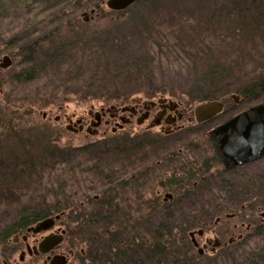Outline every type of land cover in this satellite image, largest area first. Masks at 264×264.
<instances>
[{"label": "rangeland", "instance_id": "374dc122", "mask_svg": "<svg viewBox=\"0 0 264 264\" xmlns=\"http://www.w3.org/2000/svg\"><path fill=\"white\" fill-rule=\"evenodd\" d=\"M105 1L0 0V34L4 38L0 40V59L8 55L11 60L10 66L0 68V230L17 221L20 215L38 211H43L46 217L58 214L53 209L51 182L54 176H50L38 166L33 155H40L49 145L79 147L111 136L136 138L139 134L145 133L147 140L155 146L147 149L146 143H131L125 155L111 154L113 157L105 163L109 168L105 167L103 170L111 172L113 179L126 178L131 185L116 192L113 207L109 213H104V215L109 214L106 215V221H110V224L115 226L119 221L121 223L131 217L132 221L126 223L128 227L135 228L140 236H146L147 221L154 218L151 213L155 210L159 211L163 206L176 207L177 212L172 217L174 226L177 229H186V233L195 232L197 248L203 249L202 245L207 244L203 261L229 263L234 257L233 249L224 250L225 247H222L216 250L217 252H211L212 241L216 238L224 243L233 239L236 242V237L244 232L247 222L259 220V214L264 210V198L256 199L253 207L245 208L233 219H228L225 213L230 211V207H227L223 200L221 205L213 204L216 200L215 197L211 198L210 189L206 186L208 183L201 188L181 185L182 188L178 189L176 186H169L170 182L168 181V184L163 180L165 176L159 175L166 170L165 166L172 165L171 162L166 161L167 153L181 148L186 154L184 158L188 159L191 150L184 148L190 144L194 158L201 160L209 154L208 151L204 147L196 149L192 144H195L201 135L207 134L206 126L211 129L214 124L228 116L261 102L243 103L242 99L234 94H229L226 98L211 99L224 104V115L221 113L216 115L211 125L202 126L203 131L196 130L199 126L187 121L182 129L170 136H165L158 126L150 127V119L138 123L133 118L130 123L122 127L115 123H111L107 128L101 125L94 135L86 133L85 130L75 133L66 129V126H69L67 117L72 114L76 117L83 116L89 121L90 108L98 111L100 107L107 108L110 105L118 104L119 107L130 105L132 99L139 97L141 103L154 102L162 97L180 101L170 91L148 95L137 94L127 99L114 96L109 89H105L102 96L97 90H93V94L100 97L83 96L75 92H58L57 106L46 104L34 110L32 103L34 105L36 101L46 99L48 94L42 93L43 85L51 80L60 78L73 84L86 82L91 75H96L95 79L98 80L97 75L102 74L104 75L102 82L109 85L112 83L110 74L115 70L116 65L120 63L139 65L142 62L140 55L144 54L142 49L145 43V40L141 39L142 26L150 16H153L158 4L173 13V25L181 28L185 39L183 43L186 46L191 49L199 46L206 51L205 53L209 52V57L202 62L204 66L213 60L218 63L212 65L218 66L223 61L232 59L238 60L241 63L240 68L244 66L247 74L262 71L264 70V29H257V24L254 26L252 24L257 23L255 20L258 18L264 19V0H142L138 5L121 11L109 10ZM27 24L29 26H26ZM29 29L35 35L45 34L53 37L52 39L47 37L43 53L51 54L58 49L63 55L55 58L29 82L10 81V75L17 72L14 57L16 45L20 43L17 38L26 34L31 35ZM13 38L16 42L12 41ZM251 46L256 49H251ZM247 51L251 55H247ZM202 72L197 71L196 76L192 74L188 77L187 68L180 70L176 65L166 76V82L174 86L186 84L189 87L192 80L202 76ZM236 81L241 83L239 80ZM211 100L189 103L184 99L180 101V111L192 112L197 104ZM43 112L46 113L45 117L42 115ZM56 117H59V120L55 121ZM74 119L75 117L72 120ZM90 128L93 131V127ZM200 142H208L207 137L204 136ZM158 160L162 166L158 165ZM133 174H139L137 180L141 177L139 184L133 185ZM240 174L241 180L233 184L238 191H241L240 193L237 191L238 195H236L239 202L246 199L254 200L255 197L250 198V193L255 188H258L259 197L260 194H264V181L261 178L264 176V158L258 159L251 167L242 168ZM246 174L249 176L245 177ZM255 175H259L257 183H254L255 177L251 181V177ZM85 178L84 175H79L76 177L77 181L67 183L65 192L69 194L59 197L61 211L65 208H75L80 198L76 196L71 198L70 193L72 189L76 191L79 185L84 184ZM179 190L192 193L188 194V197L193 200H191L193 208L183 201L188 197L183 200L180 198ZM246 196L249 198H245ZM154 205L158 208L156 209ZM96 208L88 206V211ZM64 211L58 224H62L65 218H71L73 214L71 211ZM241 221H244L243 226ZM151 223L153 225L154 221L152 220ZM234 224H237L235 228ZM96 226L103 227L98 223L94 229H97ZM91 230L93 231V228L88 229ZM198 230H201L202 234H197ZM188 238L192 243L189 235ZM74 240L76 244H81L82 236L75 234ZM99 244L98 249L104 254V246L101 242H98ZM78 249L80 247L77 244L76 250ZM12 251L9 254L6 248L2 253L6 254L13 264H29L27 258L23 263H19V250ZM213 253L215 256L212 255Z\"/></svg>", "mask_w": 264, "mask_h": 264}, {"label": "trees", "instance_id": "16d2710c", "mask_svg": "<svg viewBox=\"0 0 264 264\" xmlns=\"http://www.w3.org/2000/svg\"><path fill=\"white\" fill-rule=\"evenodd\" d=\"M141 1L138 0L127 8L138 5ZM171 13L169 9L158 4L155 13L152 14L153 16H150L143 23L141 39L145 40L142 49L144 54L140 55L142 62L139 65L134 66V64L126 63L116 65L115 70L110 74L112 83L109 85L102 82L104 78L102 74L97 75L98 80L95 79L96 75H91L86 82H75L73 84L60 78L51 80L43 85L44 90L42 93L48 94L46 99L34 101L32 108L36 110L46 104L57 106L56 98L58 92H75L83 96L100 97L105 89L112 90L114 96L124 99L137 94L148 95L170 91L175 98L180 99V101L186 99L189 103L191 101L226 98L229 94L238 95L243 103L264 102V70L254 74H247L244 71V66L240 68L241 63L232 59H227L218 66L212 65V63L217 62L213 60L204 66L202 62L203 60L205 62L209 57V52L205 53L206 51L200 49L199 46L191 49L183 43L185 42V39H183L184 34H182L181 28L173 25L174 19L173 13ZM255 21L257 23H253L252 26L257 24V29H264V19L258 18ZM26 26H29V24ZM241 28L242 30L244 29L243 27ZM47 37L48 39L53 38L51 35H35L33 32L31 35L26 34L17 38L20 41L16 45V52L14 53L17 72L10 75V81L29 82L35 79L39 72L53 62L55 58L61 54L63 55L58 49L51 54L43 53ZM1 39L4 38L0 34ZM12 41L16 42L14 38ZM251 49L256 48L251 46ZM247 55H251V53L247 51ZM176 65L180 70L187 68L188 77L195 73L198 74L197 71H203L202 76L192 80V84L189 87L186 84L174 86L166 82V76L171 68ZM236 80L241 81V83ZM93 90H97L101 95H94ZM132 138L129 136L123 138L111 136L97 140L91 145L79 147L49 145L40 155H33L34 161L36 159L38 162V166L47 171L50 176H54L51 182L54 212L59 213L61 211L59 197L68 193L65 192L67 183L77 181V176H87L83 183H89L92 175H102L101 168L108 167L105 163L113 157L111 154L121 156L123 153L125 155L129 151L128 147L131 143H146L147 149L152 148L153 145L155 146L154 143L147 140L148 137L145 133ZM118 143L123 145L119 146L117 145ZM97 145L100 146L98 147ZM108 173L112 174L111 172ZM170 185L176 186L178 189L182 188L181 186L179 187L177 182H170ZM182 185L190 188L208 186L212 194L211 198L215 197L216 201L213 203L216 204L215 206L221 205V200L224 201V198L230 200L238 199L234 195L232 196L231 192L234 186L229 183L211 181L199 182L193 185L191 182H186ZM83 193L84 189L79 185L76 191L72 189L70 194L71 198L74 196L78 198V195L80 198ZM225 193L226 195L224 196ZM178 194L183 200V198L188 197L192 193L179 190ZM188 198L183 201L188 203L190 207L192 205L193 208L192 199ZM217 199L220 201L218 202ZM75 206L77 207L79 204ZM154 207L158 208L156 205ZM93 210L88 211V209H85L83 212L72 214L70 225H72L73 233L70 234L73 237L75 234L82 236L81 244H77L84 246L86 257L94 260L98 255H101L99 257L104 264H264V224L261 227L247 231L241 239L225 246L224 250L233 249L234 257L231 262L213 261L215 263H211L210 261V263H206L203 261L205 255L198 254L194 249L186 229H177L174 226L172 217L177 212L176 207L163 206L159 211L156 212L155 210L154 213H151L154 215V218L152 217L154 224H150L152 222L150 219L147 221L148 232L146 236H140L135 228L128 227L126 223L132 221L131 217L112 226L110 221H106V215L109 214L104 215L101 211L95 212ZM46 216L43 211L20 215L17 221L0 230V264H11L6 254L2 253L8 246L6 243L7 238L17 228H23L26 223H31ZM117 216L120 217L119 215ZM98 223L102 224L103 227L99 228L96 226L97 229H94ZM92 228L93 231H88V229ZM98 242L103 244V253L105 255L98 249L100 247ZM212 255L215 256L214 253Z\"/></svg>", "mask_w": 264, "mask_h": 264}, {"label": "flooded vegetation", "instance_id": "af4514ba", "mask_svg": "<svg viewBox=\"0 0 264 264\" xmlns=\"http://www.w3.org/2000/svg\"><path fill=\"white\" fill-rule=\"evenodd\" d=\"M139 98H134L132 99L130 105H124L121 107H119L118 104L110 105L107 108L100 107L98 111L90 108V110L88 111L90 116L89 121L86 120L83 116L76 117L72 114V116L67 117V122L69 123L72 132L77 133L82 130H85L86 133L94 135L96 132H98V129L101 125L107 128L111 123H115L119 127H122L123 125L130 123L133 118H135V121L141 119V122L150 119V127L158 126L160 131L165 136H170L176 131L182 129V127L185 125V122L187 121L199 126L196 128V130L203 131L204 129L202 128V126L211 125V123L216 119V115H218L219 113H221L222 115L225 114L223 110L224 104H222V110L219 113L201 122H196L193 111H180V101L162 97L159 99L157 98L154 102L148 101L141 103ZM122 107H125L126 109L122 111L120 109ZM95 112H99L98 118L95 117ZM238 113L232 114L225 118L223 121L214 124L213 128L224 123L225 121L237 115ZM42 115L43 117H45L46 113L43 112ZM74 117L75 119L72 120ZM154 119L158 121V124L151 125ZM57 120H59V117L55 118V121ZM177 123L180 124L177 125ZM90 127H93V131H91ZM213 128L209 129L206 126L207 134L201 135V138L199 137V139L197 140L198 142L196 141L195 144H192V146L196 149H199L200 147L206 148L209 153L207 154V156L203 157L201 160H198L197 158L195 159L193 152H191L193 151V149L190 148L191 145L189 144L186 145L184 148V150H191L188 159H185L184 157L186 154L184 153L183 149L178 148L177 151L167 153L166 161L168 163L171 162L172 165L165 166L166 170H164L163 173H160L159 176H165V179L163 180L167 183L168 181L179 182V187L186 182H191L193 183V185L199 182L204 183L210 181L229 183L231 185H233L234 183L237 184V181H240L242 178V175L240 174L241 169L245 167H251L253 163L257 160L250 161L244 164H234L229 158L222 156L218 150V139L220 137L218 135L212 134L211 130ZM204 136L207 137L208 142L206 143L200 142L203 140ZM210 141L212 142V144ZM92 143H86L81 146L91 145ZM141 150L143 151V148H141ZM140 161L142 160L140 159ZM158 165L162 166L160 164V160H158ZM101 172L102 175H92L91 181L89 183H84L81 185L84 189V193L80 197L79 202L77 203L79 204V206H75L74 209L65 208L64 210L71 211L73 214H75L85 211V209H88V206L92 207L93 204V206L97 207L96 210L93 211L109 213L110 209L114 205V197L116 195V192L120 191L123 188H128L131 185L129 183V179H113L108 172H105L103 170V168H101ZM248 176V174L245 175V177ZM84 177L87 178V176ZM132 177L133 185H136V183H138L141 179L140 177L137 180L139 174H133ZM254 177V183H257L259 175L251 177V181H253ZM232 178H234L235 181H231L234 180ZM261 178L264 181V176H262ZM237 191V187H234L231 192L232 196L234 195L235 198H238V196L236 197V195H238ZM240 192L241 191H238V193ZM225 195L226 193L224 194V196ZM253 197H255L254 200L247 201L248 199H246L243 202H239L238 199L237 201L224 198L225 204L227 205V207H230V211L225 213V217H227L228 219H233L245 208L253 207L256 204V199H263L264 194H260L259 197L258 188H255L252 189L250 193V198ZM245 198L249 197L246 196ZM64 210L58 213L60 214L59 218L54 219L52 225L46 230H41L38 232L33 231V228L36 226V224L45 217L35 220L31 223H26L23 228H17L6 240L9 254L13 252V249L19 250V263H23L24 260L27 258L29 260V264H58L61 259V261H63V264H104V262L101 261L99 257L101 255H98L94 260L90 259L89 257H86L84 252V246L78 245L80 249H78V251L76 250V241L74 240L73 235L71 236L70 234L73 233L72 225H70V218H65V221L62 224H58L59 219L65 213ZM259 215V220L255 219L253 221L250 220L249 222H247L243 229L244 232L236 237L237 241L241 239L247 231L261 227V225L264 224V210ZM243 222L244 221H241V226H243ZM236 225L237 224H234L233 227L235 228ZM51 233L61 235V241L49 251L40 252L38 250V244L44 239L45 236ZM207 242L209 243V241ZM233 242L234 239L227 240V242L224 243L215 238V240H213L211 243L212 246L210 248V251L214 252ZM202 247V253H199V248L194 246L197 253L200 255H203L205 253L207 244H203Z\"/></svg>", "mask_w": 264, "mask_h": 264}, {"label": "water", "instance_id": "95a60500", "mask_svg": "<svg viewBox=\"0 0 264 264\" xmlns=\"http://www.w3.org/2000/svg\"><path fill=\"white\" fill-rule=\"evenodd\" d=\"M137 0H106L105 5L109 10L120 11L124 10ZM11 60L8 55L2 56L0 59V68L4 69L10 66ZM161 101V100H159ZM122 111L125 107L120 108ZM222 110V103L218 100H211L197 104L193 108V113L196 122H201ZM99 112H95V117L98 118ZM141 119H138L139 123ZM158 124L154 119L151 123ZM121 126V125H120ZM67 130H72L70 126H66ZM75 131V130H73ZM212 133L218 135V150L222 156L229 158L234 164H244L250 161L264 158V102L252 105L224 123L216 126ZM59 214L52 217H46L40 220L33 228L34 232L48 229L54 219H58ZM201 234L202 231H196ZM195 232H189L188 235L194 246L197 247V242L194 239ZM62 239L59 234H49L38 244L40 252H47L57 245ZM202 253V249H198ZM62 260V259H61ZM58 264H63V261Z\"/></svg>", "mask_w": 264, "mask_h": 264}, {"label": "bare ground", "instance_id": "6f19581e", "mask_svg": "<svg viewBox=\"0 0 264 264\" xmlns=\"http://www.w3.org/2000/svg\"><path fill=\"white\" fill-rule=\"evenodd\" d=\"M46 218V217H45Z\"/></svg>", "mask_w": 264, "mask_h": 264}]
</instances>
